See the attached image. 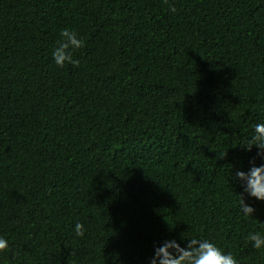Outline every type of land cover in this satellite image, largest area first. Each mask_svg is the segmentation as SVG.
<instances>
[{
  "label": "trees",
  "instance_id": "obj_1",
  "mask_svg": "<svg viewBox=\"0 0 264 264\" xmlns=\"http://www.w3.org/2000/svg\"><path fill=\"white\" fill-rule=\"evenodd\" d=\"M64 28L78 67L53 59ZM260 122L264 0H0V264H150L192 238L264 264V201L234 179L264 164L242 146Z\"/></svg>",
  "mask_w": 264,
  "mask_h": 264
},
{
  "label": "clouds",
  "instance_id": "obj_2",
  "mask_svg": "<svg viewBox=\"0 0 264 264\" xmlns=\"http://www.w3.org/2000/svg\"><path fill=\"white\" fill-rule=\"evenodd\" d=\"M172 12L176 9L173 7ZM60 39L56 42L52 56L59 67L66 63L73 67H78L80 61L73 58V52L85 46V42L79 37L75 30L64 28L59 33ZM247 151L253 147L257 148V156L264 159V122L257 123L254 126L253 135L242 145ZM226 153L223 155V157ZM222 157V158H223ZM250 171H237L234 179L245 183V191L250 196L264 201V164L256 166L255 159L250 162ZM240 207L245 216H252L255 209L247 205L243 196H240ZM75 233L77 236H83L84 226L76 223ZM248 240L251 241L253 248H264V234L261 232L249 233ZM186 246L181 247L176 240L165 241L160 247L155 248V254L150 264H238V261L231 253H225L215 243L207 239L192 238L186 240ZM8 248V241L0 237V252Z\"/></svg>",
  "mask_w": 264,
  "mask_h": 264
}]
</instances>
